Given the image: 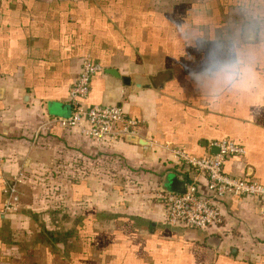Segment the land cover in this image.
<instances>
[{
	"label": "crops",
	"instance_id": "0c3cea01",
	"mask_svg": "<svg viewBox=\"0 0 264 264\" xmlns=\"http://www.w3.org/2000/svg\"><path fill=\"white\" fill-rule=\"evenodd\" d=\"M257 1L0 0V264H264L254 198L229 197L223 225L196 230L166 224L161 200L144 198L155 181L128 191L93 179L96 162L110 160L125 175L175 173L189 183L193 170L173 151L201 158L229 140L246 153L224 172L264 184V25L235 18L257 17ZM84 59L102 68L85 106L121 107L148 146H108L56 124L71 115ZM218 65L226 67L213 72ZM242 66L251 68L245 84H226L224 71ZM48 181L69 216L41 215ZM12 185L17 212L5 209Z\"/></svg>",
	"mask_w": 264,
	"mask_h": 264
},
{
	"label": "built area",
	"instance_id": "2783aa9c",
	"mask_svg": "<svg viewBox=\"0 0 264 264\" xmlns=\"http://www.w3.org/2000/svg\"><path fill=\"white\" fill-rule=\"evenodd\" d=\"M101 71L100 65L91 59L83 60L80 75L70 92L71 115L57 119L56 124L65 129L78 128L85 138L108 146L126 142L129 137L141 138V125L127 117L121 107L85 106L92 78ZM215 148L219 150L218 154L208 153L201 158L191 157L180 150L173 151L182 167L189 166L194 175L186 185L185 194H157L166 209V224L196 230L218 229L225 221L221 204L229 197L256 199L259 217L264 222V184L232 177L224 172L225 161L244 156L245 149L229 140L212 143L210 149ZM201 177L207 181L205 193L198 189ZM6 194V211L17 210L20 197L16 186L8 187Z\"/></svg>",
	"mask_w": 264,
	"mask_h": 264
},
{
	"label": "rangeland",
	"instance_id": "374dc122",
	"mask_svg": "<svg viewBox=\"0 0 264 264\" xmlns=\"http://www.w3.org/2000/svg\"><path fill=\"white\" fill-rule=\"evenodd\" d=\"M175 1V0H172ZM178 1V0H177ZM255 10H257V17H253V14L250 13V11H242L241 15L238 14L235 16L236 19L242 20L240 22L243 23H252V21L254 23H260V26L264 25V0H258L257 3L255 4ZM253 11L254 14H256V11ZM234 18V17H231ZM114 159V155L112 156ZM109 161L110 160H102L101 162H96V167L98 168V172L96 175H94L93 179H96L98 182H102L103 184H105L107 181V183H111L114 187H118V188H124L127 189L128 191L131 189L132 191L134 189L137 188V186L139 185L140 187H145L147 186H151V182L153 183L154 181V185H155V189H151V192H148L147 189V195H145V199L152 201L156 199H159L157 194L160 193V184L163 182V177L159 174L154 175L153 173H151V171H148V173H141L140 171H138L137 173H139V175H137L134 171H131L128 175L120 173L121 172V168H123L120 165H116V163L114 162L113 165H109ZM83 165V164H82ZM84 167V165L82 166ZM67 169V168H64ZM68 169L72 168L69 166ZM85 170V167L83 169L80 170L81 174H80V179H86L88 177V175L85 174V172L83 171ZM131 173H133L134 175H137L136 178H138V180H134L133 177H131ZM64 179H68L69 181H71V184L73 182L74 179H76L75 176H73L72 173L66 174L65 177H63ZM56 177H54L53 180L56 181ZM106 179V180H105ZM153 179V180H152ZM49 185H46L47 187V192L43 193L41 195V198L45 201V206H44V213H42L41 215H46V216H53V214L55 213H51V212H59L60 217H63L62 215H66L69 216V210L66 212L64 211V209H61L59 207H57L56 201H58L57 195H56V188L53 190L51 184H53V182L48 181ZM135 191V190H134ZM137 191V189H136ZM144 192V191H142ZM24 203V202H23ZM21 204V201H20ZM20 204L18 209L16 210L19 211L20 210ZM71 210V209H70ZM31 213L35 214L33 212V210H30ZM61 212H64L63 214ZM37 213V212H36ZM21 214H26L24 212H21ZM71 215V214H70ZM231 254V251H228Z\"/></svg>",
	"mask_w": 264,
	"mask_h": 264
},
{
	"label": "water",
	"instance_id": "95a60500",
	"mask_svg": "<svg viewBox=\"0 0 264 264\" xmlns=\"http://www.w3.org/2000/svg\"><path fill=\"white\" fill-rule=\"evenodd\" d=\"M257 27L255 25H247L246 26V34L249 36V39H254L256 35ZM109 73L115 77H120L118 72L116 70H110ZM126 81V79H124ZM1 89H0V94H1ZM126 142L131 143V144H139L141 146H148L149 143L144 141L141 138L138 137H129L126 139ZM213 154H218L219 150L218 149H213L212 150ZM187 182L183 179H181L177 174L175 173H170L168 174L163 183L161 184L160 191L164 193H173V194H179L183 195L186 193V188H187ZM221 243V238L219 236H212L208 239V245L212 248L217 249Z\"/></svg>",
	"mask_w": 264,
	"mask_h": 264
},
{
	"label": "clouds",
	"instance_id": "9594fccd",
	"mask_svg": "<svg viewBox=\"0 0 264 264\" xmlns=\"http://www.w3.org/2000/svg\"><path fill=\"white\" fill-rule=\"evenodd\" d=\"M221 67H226L225 65H218L217 67L213 68L212 71L213 72H218L220 71ZM251 72V68L250 67H244L242 66L241 68H237L235 70H228V71H224L223 73V79L225 81L226 84L230 85V86H243L246 82V79L249 75V73ZM196 75L195 73H190V76H194Z\"/></svg>",
	"mask_w": 264,
	"mask_h": 264
}]
</instances>
